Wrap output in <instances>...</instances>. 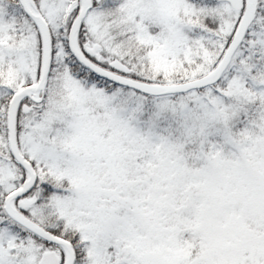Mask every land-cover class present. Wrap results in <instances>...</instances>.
Returning <instances> with one entry per match:
<instances>
[{
  "label": "snow or ice",
  "instance_id": "obj_1",
  "mask_svg": "<svg viewBox=\"0 0 264 264\" xmlns=\"http://www.w3.org/2000/svg\"><path fill=\"white\" fill-rule=\"evenodd\" d=\"M0 264H264V0H0Z\"/></svg>",
  "mask_w": 264,
  "mask_h": 264
}]
</instances>
